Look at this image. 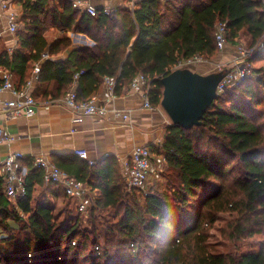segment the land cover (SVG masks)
I'll list each match as a JSON object with an SVG mask.
<instances>
[{
	"label": "trees",
	"instance_id": "1",
	"mask_svg": "<svg viewBox=\"0 0 264 264\" xmlns=\"http://www.w3.org/2000/svg\"><path fill=\"white\" fill-rule=\"evenodd\" d=\"M19 1L23 7L19 46L12 53L0 47V69L17 75L15 86L20 88L38 67V82L50 86L44 101L64 97L79 72L80 100L98 91L103 77L115 78L119 94L143 73L150 79L151 104L160 106L162 78L176 65L218 53L215 29L221 22L227 23L228 41L245 33L251 46L261 42L264 47V0H139L134 9L119 7L111 13L98 9L96 16L71 1L60 10L51 8L49 0ZM52 25L66 32L50 40ZM69 30L84 33L95 44L72 45ZM64 51L65 60L43 57ZM254 72L220 93L199 125L168 126L163 144L153 147L164 153L170 170L167 189L161 193L142 195L134 188L129 192L112 156L96 164L72 155L56 162L97 191L99 208H125L115 233L120 241H128L132 263L264 264V73ZM20 164L27 168L26 194L16 202L4 194L0 175V264H72L74 258L68 255L83 257L78 248L85 247L88 236L79 232L78 221L65 227L52 208L34 197L35 185L44 184V173L31 158ZM138 193L143 205L137 199L125 204L127 196L135 198ZM221 212L237 214L229 223L231 237L258 235V248L236 254L211 252L208 226ZM145 240L148 252L146 246L141 248ZM85 257L91 261V256ZM96 257L101 264L103 256Z\"/></svg>",
	"mask_w": 264,
	"mask_h": 264
},
{
	"label": "crops",
	"instance_id": "2",
	"mask_svg": "<svg viewBox=\"0 0 264 264\" xmlns=\"http://www.w3.org/2000/svg\"><path fill=\"white\" fill-rule=\"evenodd\" d=\"M71 1L78 3L79 7L92 4L98 9L104 7L117 10L119 7L134 9L139 0H49L51 8H63V5ZM14 12L18 22V30L23 27V7L19 0H0V47H4L12 53L18 46L17 32L9 31L8 14ZM66 32L65 28L50 26L47 36L54 40L61 33ZM72 41V45L93 46L95 43L87 35L74 30L67 31ZM46 35V32H45ZM68 52L64 51L56 55L48 56L51 60H65ZM43 61V60H42ZM38 65H40L38 63ZM2 70V69H0ZM203 74H210L198 71ZM27 83L15 86L18 90H25L37 100V108L34 116L27 118L24 116H7L0 110V128L7 134L13 136L10 141L0 143V160L13 152H22L26 158H31L38 154L46 155V158L56 163L58 160L68 158L80 159L76 154V149H84L88 153V160L92 163H99L109 156L115 157L123 172L124 162L130 157L136 145H148L160 147L168 133L170 122L166 112L161 106L146 108L143 97L130 91L129 87H124L119 94L110 95L101 84L98 91L93 94L99 96V100L106 104L110 110L108 118L98 120L91 116H86L79 123H73V112L65 105V97L56 100L44 101V93L50 88L47 82H38L33 79L30 73ZM14 85L19 81L17 75L12 76ZM1 85V80H0ZM77 86L73 83L68 91ZM67 91V92H68ZM49 96L48 98H50ZM47 98V97H46ZM16 96L11 91L0 92V104L6 100H14ZM113 110L129 113L128 122H123L119 118L113 117ZM57 164V163H56ZM45 180V178H44ZM97 193L96 190H91ZM34 197L41 203L53 209L56 208V201H75L68 197L63 187L56 186L48 181L40 186L35 185ZM46 201H44V199ZM43 199V200H42ZM73 205V204H72ZM16 208L18 206L16 205Z\"/></svg>",
	"mask_w": 264,
	"mask_h": 264
},
{
	"label": "built area",
	"instance_id": "3",
	"mask_svg": "<svg viewBox=\"0 0 264 264\" xmlns=\"http://www.w3.org/2000/svg\"><path fill=\"white\" fill-rule=\"evenodd\" d=\"M74 7H79L78 3H73ZM80 8H82L80 6ZM92 16L98 14V8L92 4H86L82 8ZM113 10L107 7L103 8L104 13H111ZM9 18V31L15 33L18 30V22L14 12L8 14ZM227 23H218L215 29V40L218 50H223L228 44L227 37ZM2 33L0 32V37ZM243 54H249V51L243 50ZM44 58L48 55L44 54ZM202 57L194 56L191 59L180 62L175 66L177 68H184L195 62L201 61ZM39 68L35 67L33 70V79H39ZM82 72L75 74L74 84L77 86V80ZM250 66L248 64H242L234 70L226 72L224 78L218 85V93L226 91L236 83L240 82L245 77L249 76ZM0 92L11 91L16 96L14 100H6L0 104V110L7 116H24L30 118L34 116L37 108V100L30 93H26L25 90H18L12 78L11 73L8 70H0ZM32 81V80H31ZM28 81V85L31 84ZM102 85L105 91L110 95L115 96L116 80L113 77H103ZM130 91L140 94L144 99V106L146 108H155L148 96L150 89V79L143 73H139L133 77L129 84ZM65 105L73 112V123H79L86 116L94 117L98 120H102L109 117L110 110L106 104L99 100L97 94H91L85 100H80L77 92V88L70 89L65 97ZM113 117L119 118L123 122H128L130 119L129 113L119 110H113ZM13 136L7 134L4 129L0 128V143L10 141ZM75 154L83 160H88V153L84 149H76ZM25 155L22 152H13L7 155L3 160H0V175L2 176L3 192L11 202H16L20 197H24L26 194L25 177L27 174L26 166L20 164V160L25 159ZM158 158V159H157ZM161 156H156L153 148L148 145H136L130 157L124 162L123 174L126 180V184L129 190L138 189L144 190L148 185L150 179L154 177L160 178L161 173L165 168V160L160 161ZM33 165L39 168L44 173L46 181L55 184L56 186L63 187L65 194L72 198L77 206L79 213L86 212L91 205L93 198L90 196L87 186L84 182L71 175L70 173L62 170L56 163L46 158L44 154H38L31 157ZM92 163L91 161H89Z\"/></svg>",
	"mask_w": 264,
	"mask_h": 264
},
{
	"label": "rangeland",
	"instance_id": "4",
	"mask_svg": "<svg viewBox=\"0 0 264 264\" xmlns=\"http://www.w3.org/2000/svg\"><path fill=\"white\" fill-rule=\"evenodd\" d=\"M243 50L249 51V54H243ZM242 64H248L250 66V78L253 77V74H256V72H254L255 69L262 70V73H264V47L261 42L257 45L251 46L250 38L245 33H242L235 42L228 41L226 48L218 50V53L214 57L202 59L201 61L195 62L186 67L194 71L212 73L216 71L226 72L234 70ZM167 118L171 125L172 121L168 115ZM155 154L156 156H161V162H163V159L165 160L164 153H158L157 150H155ZM169 174L170 170L168 171L165 162V168L161 173L160 178L156 179L154 177L153 179H150L145 189L139 191L142 195H145L148 192L161 193L165 191L167 189V182L168 180L170 181V178L168 177ZM227 184L230 185L231 181L227 182ZM88 191L93 198V201L88 210L83 213L78 212L75 202L72 203V205L71 202L66 199L56 201L54 212L58 221L63 222L62 224L65 227H71L78 221L79 232H83L88 236L85 247L81 246L78 248L79 252L84 253L83 257L69 254V259L71 257L72 259L74 258V261L72 260L71 263L99 264V260L96 256L102 255L103 259L101 260V264H126L127 261H129V264H139L138 262L132 263L133 260L128 256L126 250L129 248L128 241H120V235L115 233L119 221L124 214L125 208L122 206L99 208L96 203L97 193H93L90 188H88ZM128 191L130 192L131 190L128 189ZM138 194H136L135 198L133 196H127L125 204H132L133 200L137 199L141 205H143V198L140 193ZM44 201H46V199H44ZM236 218V213L221 212L218 214L215 223L212 226H208V246L211 252L236 254L258 248L260 241L258 235H240L236 238L231 237L233 227L229 223L233 222ZM1 232L2 229L0 228V233ZM84 238L85 237H83V239ZM144 242L145 243L141 245V248L143 249L146 246V252H148L150 249L149 244L146 240ZM150 242V244L155 243V241ZM63 246L64 245L62 244V247ZM97 247L99 249H97ZM86 255L91 256V261L89 258L86 259Z\"/></svg>",
	"mask_w": 264,
	"mask_h": 264
},
{
	"label": "water",
	"instance_id": "5",
	"mask_svg": "<svg viewBox=\"0 0 264 264\" xmlns=\"http://www.w3.org/2000/svg\"><path fill=\"white\" fill-rule=\"evenodd\" d=\"M226 72L203 74L184 67L177 68L163 77V96L160 106L171 119V125L184 128L199 125L204 114L219 95L218 85Z\"/></svg>",
	"mask_w": 264,
	"mask_h": 264
}]
</instances>
